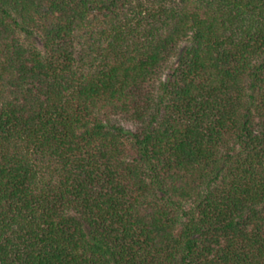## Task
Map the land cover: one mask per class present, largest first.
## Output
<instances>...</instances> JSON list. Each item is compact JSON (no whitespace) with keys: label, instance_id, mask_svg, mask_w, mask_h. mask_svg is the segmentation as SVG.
<instances>
[{"label":"trees","instance_id":"1","mask_svg":"<svg viewBox=\"0 0 264 264\" xmlns=\"http://www.w3.org/2000/svg\"><path fill=\"white\" fill-rule=\"evenodd\" d=\"M0 264H264V0H0Z\"/></svg>","mask_w":264,"mask_h":264},{"label":"rangeland","instance_id":"2","mask_svg":"<svg viewBox=\"0 0 264 264\" xmlns=\"http://www.w3.org/2000/svg\"><path fill=\"white\" fill-rule=\"evenodd\" d=\"M124 127H125L126 129H129V130H131V129H132V126H131V125H129V124H124Z\"/></svg>","mask_w":264,"mask_h":264}]
</instances>
